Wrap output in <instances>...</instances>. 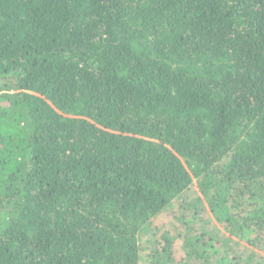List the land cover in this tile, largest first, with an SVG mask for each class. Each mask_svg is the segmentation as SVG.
Instances as JSON below:
<instances>
[{"label": "trees", "instance_id": "trees-1", "mask_svg": "<svg viewBox=\"0 0 264 264\" xmlns=\"http://www.w3.org/2000/svg\"><path fill=\"white\" fill-rule=\"evenodd\" d=\"M171 206L148 264L264 246V0H0V264H141Z\"/></svg>", "mask_w": 264, "mask_h": 264}, {"label": "rangeland", "instance_id": "rangeland-1", "mask_svg": "<svg viewBox=\"0 0 264 264\" xmlns=\"http://www.w3.org/2000/svg\"><path fill=\"white\" fill-rule=\"evenodd\" d=\"M196 187L195 184L193 185V191H192V196L195 198H200L199 193L196 191ZM203 206L205 207V205L203 204ZM173 210V206H171L170 209H166L164 211L165 215H161L159 216L156 221L155 224L151 225V227L149 228V231L144 233L145 236H142V238L140 239V248H141V264H148V253L151 252L152 249H154L155 247L158 246V241L159 238L161 239L162 235V231L164 232L165 229H167V231L165 232L167 236L169 237H173L174 241H173V248H174V255L176 257L177 260L181 259V248H182V242H181V236L178 235V238L176 239L177 236V231H178V226L177 224L172 223L171 218H169L168 216L170 215L171 211ZM202 219H204L207 223H213L212 218L210 216V214L208 213L206 207H205V212L204 214H202ZM216 228L217 230L221 233V235H224L225 238L228 237V234L225 230V228H223V226L221 225H217L216 224ZM182 231V234H184L183 230H179ZM252 238H254V236H252ZM249 237L248 236H244L243 238H237V237H233L230 236L229 240L234 241V247L232 248L231 252H227V256L226 259L228 260V264H232V262H240L243 261V259H246L248 257H250L252 254L253 255H259L261 256L262 259H264V246H254L253 244H248L246 243V241H248ZM252 241V239H250ZM223 254V249H221L220 252V256ZM234 260V261H233ZM185 262V261H184ZM184 262H182L181 264H183ZM174 264H178V263H174ZM224 264H227V261L224 260ZM264 264V262H263Z\"/></svg>", "mask_w": 264, "mask_h": 264}]
</instances>
